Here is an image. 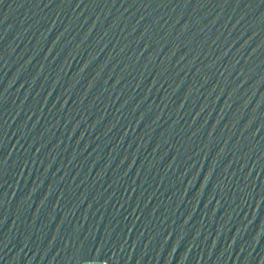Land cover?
<instances>
[{"label":"water","instance_id":"water-1","mask_svg":"<svg viewBox=\"0 0 264 264\" xmlns=\"http://www.w3.org/2000/svg\"><path fill=\"white\" fill-rule=\"evenodd\" d=\"M0 264H264V0H0Z\"/></svg>","mask_w":264,"mask_h":264}]
</instances>
